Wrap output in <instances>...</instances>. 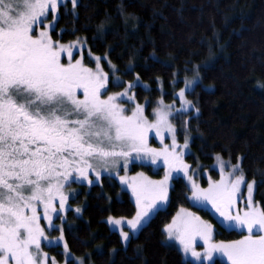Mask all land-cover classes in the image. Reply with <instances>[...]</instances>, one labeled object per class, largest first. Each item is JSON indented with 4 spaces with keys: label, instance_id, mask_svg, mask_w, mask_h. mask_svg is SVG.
Returning a JSON list of instances; mask_svg holds the SVG:
<instances>
[{
    "label": "snow or ice",
    "instance_id": "snow-or-ice-1",
    "mask_svg": "<svg viewBox=\"0 0 264 264\" xmlns=\"http://www.w3.org/2000/svg\"><path fill=\"white\" fill-rule=\"evenodd\" d=\"M77 5L78 0H0V264H49L42 242L50 247L62 246L64 264H84L72 256L63 236V223H53L54 217L62 220L67 210L65 186L80 180L91 185L90 172L98 180L101 170L118 168L121 161L126 168L133 158L151 163L162 159L167 172L158 181L143 174L131 181L120 177L132 188L137 204L131 220L108 218L109 224L117 226L123 242H128L130 232L140 230L159 204L167 202L172 174L177 178L183 174L191 184L192 200L211 204L226 229L247 234L238 240L215 243L213 226L181 208L165 226L167 239L178 241L183 255H191L201 264H214L217 253L226 257L227 264H264V207L253 201L256 181H246L239 163L228 165L225 179V162L221 161L220 181L210 180L207 188L198 185L188 174L190 165L183 160L188 139L178 144L169 120L174 105L161 101L155 122L147 120L143 106L137 104L127 115L129 110L121 105V100H134L129 92L141 86L139 76L123 92L102 98L109 74L100 61L105 60L113 71L117 70L115 65L106 56L94 58L95 70L85 67L81 60L73 63L71 48L80 42L66 46L51 36L59 9L75 15ZM50 13L52 22L45 24ZM65 52L67 64L61 62ZM198 79L197 75L196 80H186L185 88L176 93L181 101L178 114L192 107L185 92ZM115 82H120L119 77ZM153 129L157 135L170 132L172 144L159 150L150 148L147 139ZM242 186L247 189L243 211L237 206ZM42 218L47 228L60 232L58 237L48 238L40 224ZM125 226L129 231L123 230ZM197 237L204 241L203 252L195 248Z\"/></svg>",
    "mask_w": 264,
    "mask_h": 264
},
{
    "label": "trees",
    "instance_id": "trees-1",
    "mask_svg": "<svg viewBox=\"0 0 264 264\" xmlns=\"http://www.w3.org/2000/svg\"><path fill=\"white\" fill-rule=\"evenodd\" d=\"M68 10L59 9L53 37L63 43L83 41L85 54L106 56L117 69L100 61L111 78L109 91L135 84L139 76L141 86L132 90L138 102L148 103L149 115L159 99L177 100L185 81L200 73L187 92L193 108L172 116L179 139L190 140L187 159L205 166L217 157L240 163L245 179L257 182L255 200L264 207V0H78L76 14ZM85 62L96 66L88 55ZM115 75L123 83H114ZM130 171L161 172L140 163ZM72 187L63 231L69 250L84 264H194L165 242V226L181 207L215 222L191 203L188 185L176 178L166 207L125 245L107 221L135 215L130 192L112 176ZM215 234L223 241L242 236L221 225ZM47 249L64 260L62 246Z\"/></svg>",
    "mask_w": 264,
    "mask_h": 264
},
{
    "label": "rangeland",
    "instance_id": "rangeland-1",
    "mask_svg": "<svg viewBox=\"0 0 264 264\" xmlns=\"http://www.w3.org/2000/svg\"><path fill=\"white\" fill-rule=\"evenodd\" d=\"M52 22V15L51 13L49 14L47 20H45V24H48V23H51ZM57 22V20H56ZM56 22L54 23V27H53V30L55 29V26H56ZM44 25H41V28H43ZM54 40V39H53ZM77 41H73V42H70V43H63L61 41H59L60 44H63V45H66V46H69V45H75ZM80 44L77 45V46H73L71 48V52H72V57H71V60L73 63H75V61L77 60H81L82 61V64L85 66V67H88V68H92V69H96V66L94 67H91L90 65H88L86 62H85V57L86 55L89 56L90 59L94 60L95 57H97V55H94L92 53H90V51L87 50V53L85 54L84 53V47L86 46L85 43L83 41H79ZM100 57V56H99ZM61 62H63L64 64H67L69 62V58L67 56V53L65 52L64 54H62V57H61ZM101 65V64H100ZM104 71V70H103ZM199 79L198 81L200 80V73L197 74ZM197 75H195L193 78H190L188 79L187 81H192V80H196L197 79ZM116 77H119V80L120 82L119 83H116ZM110 76H109V79H108V84H107V89L105 92L102 93V98H106L107 95H112L114 93H119V92H123L126 88H127V85L128 83L120 90L118 91H109V81H110ZM112 81L116 84H121L123 83V79L118 76V75H115L113 78H112ZM185 88V85L184 87ZM192 89L191 88H188L185 92V98L190 101L187 97V92L190 91ZM179 92V91H178ZM177 92V93H178ZM134 92L133 90L131 89L130 92H129V95H133ZM82 98V96H81ZM177 99V98H176ZM161 101H163L162 99H159L155 104H154V108L152 109L150 115L147 114V102L145 103H140L136 100V97L134 96V100L132 101H129L127 99H124V100H121L120 103L123 107H125L126 109H128L129 111L126 113L127 115H131V111L135 108V106L137 104L143 106V114L144 116L147 118V120L149 122H155L156 120V115H155V112L158 108L161 107ZM163 104H166V105H174V107L171 109V116L169 117V120L172 124V126L175 128V136H176V141L178 144L180 145H183L184 144V141H181L178 137V134H177V131H176V127L175 125L173 124L172 122V116L175 115L177 113V109H179L181 107V101L179 99L177 100H174L173 102H165L163 101ZM193 108V105L192 107ZM189 108V109H191ZM188 109V110H189ZM187 110V111H188ZM147 143H148V146L150 148H154V149H162L165 145H171L172 144V134L168 131H162L161 132V135H157L156 134V130L153 129L149 132L148 134V139H147ZM188 144H189V147L187 149H183L184 151V156H183V160L185 163H187L188 165H190V168H189V172L188 174L191 175L193 177V179L196 181V183L198 185H200L202 188H207L209 186V181L211 180L212 182H217V181H220L221 179V176H222V173H221V170H220V163L221 161L225 162V167H224V171H223V175L225 177V179H228V173L230 171V168L228 167V165H235L234 163H231L229 160H226V159H223L222 157H220V160L216 159L210 166H205L204 164L200 163V162H197V163H193V162H190L188 159H187V156L191 153V144H190V140H188ZM135 163H140V164H146V165H149L151 167V169L154 171V172H160V175L158 176H155V175H150L146 172H143V171H137V172H131L130 169L131 167L133 166V164ZM237 164V163H236ZM240 164V163H239ZM167 172V168L165 167V165L163 164L162 162V159L161 160H158L156 163H151L149 162L147 159H136V158H133V159H130V161L128 162L127 164V167L125 168L123 166V161H121L120 163V167L118 168H110L109 170L107 171H104V170H101V175L99 177V179L97 180L96 177H95V173H89V179L93 180V183H97L101 180V178L103 176H112L114 178H116L118 180V182L120 183L121 187L127 191L130 192L131 194V197L132 199L134 200L135 204H136V197L132 191V188L130 187L129 184L127 183H122L121 180H120V177H126L129 181H131V178L133 177H137L139 179L140 177V174H143V177H147L148 179L152 180V181H158V180H162L165 176ZM118 173V175H117ZM217 173V175H216ZM173 178L169 181V184H170V187H169V190H168V200H169V195H170V190L172 188V185H173V182H174V179L177 178V174L176 173H173L172 174ZM179 178H182L186 184L188 185L189 189H191V184L190 182L188 181V179L186 177L183 176V174H180ZM248 181V180H246ZM252 180H249L248 182H250ZM74 183H82V184H86V185H89L87 183V181L85 180H80L78 182H70L68 183L66 186H65V193L68 194V200H67V204H66V209L68 210V208L70 207V204H69V196H70V192L73 190V184ZM92 183V184H93ZM257 184V182H256ZM255 191H256V185L254 187V191H253V201L258 205L260 206L256 200H255ZM191 196H192V193H191V190H190V193H189V199L191 201V203L196 206L197 208H201V209H204L206 211H208L211 216H213L215 222H217L219 225L222 226V218L219 216V214L215 211V209L211 206V204H203V203H198L194 200L191 199ZM247 196V189L246 187L242 186L241 187V195L238 199V208L243 211L244 210V207H245V198ZM168 200L167 202L165 203H161L158 205L157 209L150 215L149 218L146 219V221L143 223L142 226H144L149 220L150 218L159 210V209H162L164 207H166L167 203H168ZM183 209H186L188 210L189 212H192L194 213L196 216H199L201 218V220L203 221H206L207 223L211 224L213 226V235H212V240L213 242L215 243H219L223 240H220V239H216L215 236H216V232L219 230V225H217L212 219H210L209 217H206L204 215H202L198 210L194 209V208H191V207H181ZM180 208V209H181ZM57 209H59V205L57 204ZM136 209H137V204H136ZM180 209L177 211V213L180 211ZM67 210L66 212H64L62 214V220L61 219H56L55 217L53 218V223L56 224V225H60L61 223L64 222L65 218H66V213H67ZM137 211V210H136ZM176 213V214H177ZM175 214V216H176ZM136 215V213H135ZM134 216L132 217H123L125 218L126 220H131L133 219ZM174 216V217H175ZM116 219H120L122 217H114ZM40 224L42 227L45 228V233L46 235L48 236L49 239H54L55 237H58L60 235V232L58 233H55L56 231L55 230H52V229H49L47 228V221L44 220L43 218L40 220ZM110 227L113 229V230H116L118 233H119V230L117 228V226L115 225H111L110 224ZM142 228V227H141ZM140 228V229H141ZM124 231H129V228L127 226L124 227L123 229ZM238 232H241L242 233V236L243 235H246V231L244 230H240V229H234ZM136 233H138V231L136 232H130V236H129V240L131 239V237L133 235H135ZM63 236H64V231H63ZM242 236H240L239 238L237 239H233V240H238V239H241ZM121 237V235H120ZM64 239H65V236H64ZM121 240H122V237H121ZM128 240V242H129ZM229 241H232V240H228V241H224V242H229ZM123 242V240H122ZM123 242L125 245L128 244ZM165 242L167 243H170V244H173L175 246H177L179 249H180V245L178 243V241L176 240H168L167 239V236H165ZM42 249L44 252L48 253L49 257H50V261H49V264H53L52 262V259L51 258H54V261H55V264H64V261H65V258L63 261H58L56 260V257L53 253H51L47 248L50 247V246H47V242H42V245H41ZM195 248L197 251H200V252H203L204 251V248H205V244H204V241L197 237L196 238V241H195ZM181 250V249H180ZM71 252V251H70ZM182 252V251H181ZM72 254V253H71ZM183 254V252H182ZM73 256V254H72ZM75 257V256H74ZM184 259L186 260H190L192 261L194 264H201L200 261L196 260V258L192 257L191 255H189L188 257H185L183 255ZM76 258H79V257H76ZM81 259V258H79ZM223 261V262H226L227 263V260H226V257H223L221 256L219 253L215 254L213 256V261ZM204 264H208L207 261H204Z\"/></svg>",
    "mask_w": 264,
    "mask_h": 264
},
{
    "label": "flooded vegetation",
    "instance_id": "flooded-vegetation-1",
    "mask_svg": "<svg viewBox=\"0 0 264 264\" xmlns=\"http://www.w3.org/2000/svg\"><path fill=\"white\" fill-rule=\"evenodd\" d=\"M51 36H52V39H54V41H60L59 39H55L54 37H53V35H52V32H51ZM63 63V62H62Z\"/></svg>",
    "mask_w": 264,
    "mask_h": 264
}]
</instances>
